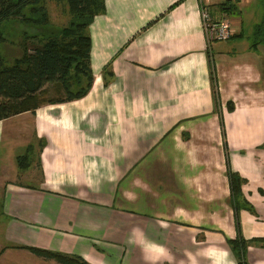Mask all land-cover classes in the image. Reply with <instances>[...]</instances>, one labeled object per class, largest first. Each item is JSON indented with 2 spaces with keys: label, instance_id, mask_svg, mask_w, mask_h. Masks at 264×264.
Returning <instances> with one entry per match:
<instances>
[{
  "label": "crops",
  "instance_id": "1",
  "mask_svg": "<svg viewBox=\"0 0 264 264\" xmlns=\"http://www.w3.org/2000/svg\"><path fill=\"white\" fill-rule=\"evenodd\" d=\"M177 1L104 0L88 27L87 94L0 121V139L15 135L0 146V264H57L14 246L87 264H236L226 150L256 212L239 214L242 236L264 238V44L251 48L260 0H238L232 14L236 0ZM201 5L230 23V39L207 43ZM31 139L21 171L14 158ZM246 259L264 264V249Z\"/></svg>",
  "mask_w": 264,
  "mask_h": 264
},
{
  "label": "trees",
  "instance_id": "2",
  "mask_svg": "<svg viewBox=\"0 0 264 264\" xmlns=\"http://www.w3.org/2000/svg\"><path fill=\"white\" fill-rule=\"evenodd\" d=\"M48 1L50 0H0V121L23 113L32 114L42 105L78 100L84 97L91 87L88 27L94 17L104 13V0H52L56 5L62 6L68 18L66 24L60 27L53 26L49 22L46 8ZM181 1L183 0L174 3L171 8ZM237 1L227 8L229 14L233 11L238 13ZM228 2L230 3L231 0ZM228 2L220 4V7L227 6ZM201 7V9L205 8L202 5ZM262 8L261 20L252 32L251 48L264 44V0ZM9 24L22 27L19 32L21 37L18 45L19 54L15 56L9 52L6 55L2 53V50L7 51L3 46L11 43L7 41V33L4 29V26ZM208 66L213 99L216 102L218 92L214 64L210 56ZM107 74L111 79L110 70ZM107 84L108 81L104 79L103 85ZM226 109L228 112L233 111L230 103L226 104ZM221 128L224 136L222 120ZM43 145L44 142L41 141L36 147L40 150ZM259 148L264 149V144ZM32 149L33 145L29 144L25 147L23 155L14 158L19 170L22 171L28 166L27 154ZM225 157L230 190L229 202L233 210L236 232L233 239H226V244L236 264H248L247 249L254 246L264 249V238L245 239L242 236L239 212L246 211L253 216H256V212L242 193V186L246 180L230 169L228 150L225 152ZM11 248L26 250L38 258L53 260L57 264H87L78 256L23 246Z\"/></svg>",
  "mask_w": 264,
  "mask_h": 264
},
{
  "label": "rangeland",
  "instance_id": "3",
  "mask_svg": "<svg viewBox=\"0 0 264 264\" xmlns=\"http://www.w3.org/2000/svg\"><path fill=\"white\" fill-rule=\"evenodd\" d=\"M262 1L263 0H260V2L255 6L256 8H259V10H261V12H263L262 11L263 10ZM46 8H47V13H48V17H49V22L53 26L60 27V26H64L66 24L68 18H67V15L65 13V10L62 8V6L56 5L52 0H50L46 3ZM21 28H22L21 26L16 25V24H9V25L4 26V29L7 33L6 39H7V41L11 42L9 44H6L5 48H8L7 52H9L10 54H13L12 56L19 54L18 45H19V42L21 39V37H19V32H20ZM6 130H8V129L5 128V131ZM17 134L20 136L22 134V130H19ZM13 136H15V135H12L9 132L8 133L4 132L1 139H0V146L2 147V145H3L4 147H7L9 145L8 142H10L11 139L14 138ZM28 142L32 143V145H33L34 140L31 139L30 141L28 140ZM34 144H35V142H34ZM36 150L37 149H35V151ZM228 154H229V152H228ZM241 212H242V210L239 212V214ZM255 248H257V247H255ZM248 249H247V252H248ZM125 257H126V255L124 254L123 261H125L124 260Z\"/></svg>",
  "mask_w": 264,
  "mask_h": 264
},
{
  "label": "built area",
  "instance_id": "4",
  "mask_svg": "<svg viewBox=\"0 0 264 264\" xmlns=\"http://www.w3.org/2000/svg\"><path fill=\"white\" fill-rule=\"evenodd\" d=\"M200 14L203 32L209 45L215 42L227 41L231 37L232 29L229 22L212 20L205 8L200 10Z\"/></svg>",
  "mask_w": 264,
  "mask_h": 264
}]
</instances>
